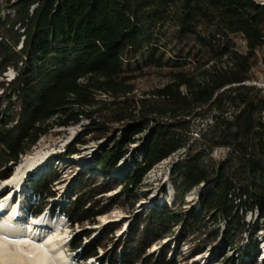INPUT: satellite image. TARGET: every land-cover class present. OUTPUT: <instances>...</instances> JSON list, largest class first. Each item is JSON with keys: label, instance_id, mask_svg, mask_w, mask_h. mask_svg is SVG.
<instances>
[{"label": "trees", "instance_id": "1", "mask_svg": "<svg viewBox=\"0 0 264 264\" xmlns=\"http://www.w3.org/2000/svg\"><path fill=\"white\" fill-rule=\"evenodd\" d=\"M259 63L264 0H0V180L41 139L82 124L59 162L92 140L104 143L90 166L73 164L67 204L51 202L61 180L52 164L30 180L35 200L27 208L32 217L59 210L79 225L70 247L80 259L201 264L197 257L210 251V264H264ZM147 69L168 72L162 85L140 92ZM175 155L172 203L137 208L148 198L147 174ZM196 189L197 204L186 207ZM119 207L129 215L125 239L117 238L124 221L93 236L87 226Z\"/></svg>", "mask_w": 264, "mask_h": 264}, {"label": "rangeland", "instance_id": "2", "mask_svg": "<svg viewBox=\"0 0 264 264\" xmlns=\"http://www.w3.org/2000/svg\"><path fill=\"white\" fill-rule=\"evenodd\" d=\"M235 42L237 48L240 51H246V43L241 38L240 35L235 37ZM168 72V69L163 71L155 70V69H147L145 71V76L138 80V87L140 92L142 90H148L151 87H156L162 85L165 81V74ZM15 72L10 69L6 76L7 78H13ZM255 79L253 83L258 85H264V65L259 63L258 66L254 69ZM86 123V121H84ZM82 124L72 126L70 128L57 130L52 134L44 137L39 142L38 146L31 152L30 155L41 154L46 155L49 154V158L44 161L39 168L31 169L27 174L24 175L21 190L17 191V188L7 187V185L2 188L6 190H10L13 193V198H8L10 194L8 193L5 196H0V209L8 210L11 206V203L16 200L20 205V212L24 217L22 221V227L30 226L35 220H44L48 223L52 228H59V234L63 237V242L60 244L62 246L63 254L60 256V263L58 264H97L96 260L85 261L80 259L76 253L70 247V240L72 236L81 231V227L79 225L75 227H71L67 218L63 215L61 211L53 212L51 209L46 210L43 214L39 216H35L33 220H29L32 218L27 212L28 205L30 204V199H34L33 189L30 186L31 179H38L41 174L47 173L52 164L57 166V170H59L61 174V180L55 183V189L57 190V197L52 199L51 202L57 204L58 206H64L67 204L68 198L72 196V186H75L77 183V172L79 171L73 164L78 165L81 168L90 166L95 158L96 152L100 149L101 145L104 143V140L94 141L92 140L88 145L84 146L83 151L79 155H75L72 157H68L67 159L59 162V155L64 153L66 145L72 140V138L82 129ZM219 154V153H218ZM28 155V156H30ZM26 156V157H28ZM23 159V161L26 159ZM178 155L172 156L163 162L156 165L145 177L143 188L141 189V194L148 193V198L146 200L142 199L138 204L137 208H141L143 206H151L154 201L158 200L160 203L163 201H168V203H172L174 198V190L171 182V174L170 167L172 163L177 159ZM128 164V163H127ZM126 165L125 161H122L119 168L123 169ZM17 167V166H16ZM15 167V169H16ZM14 169V170H15ZM14 173V172H13ZM10 178V177H9ZM4 181V180H3ZM0 180L1 182H3ZM164 188L167 189V194L163 193ZM5 191V190H4ZM10 192V193H11ZM24 192V193H23ZM199 195V189H196L189 193L186 198V207H190L193 204H197ZM15 205V204H14ZM5 211H3L2 215H4ZM1 214V212H0ZM34 217V216H33ZM248 220L254 219V215L249 214ZM7 220H0V224L6 222ZM110 221H124V225L122 230L117 232V238L123 237L124 231L127 229V222L129 221V215L121 208H116L112 214H107L99 217L98 224L96 225H88L87 228L94 231V235ZM92 236V237H93ZM125 239V237H123ZM258 239L260 241L261 254L258 257L260 263L264 262V231L259 233ZM85 243L89 241V239H84ZM174 242V240H172ZM153 251H158V246H154ZM55 259L58 257L52 255ZM201 264H210L211 255L210 251H207L206 255L197 257ZM64 259V260H63ZM217 264V263H216Z\"/></svg>", "mask_w": 264, "mask_h": 264}, {"label": "bare ground", "instance_id": "3", "mask_svg": "<svg viewBox=\"0 0 264 264\" xmlns=\"http://www.w3.org/2000/svg\"><path fill=\"white\" fill-rule=\"evenodd\" d=\"M49 154H35L26 157L14 170L13 175L1 182L0 196L8 193V198H13V193L3 189L7 187L21 190L24 175L31 169L39 168L49 158ZM5 190V191H4ZM11 192V193H10ZM24 193V192H23ZM14 200L8 210L0 209V220H7L0 224V264H58L63 254V237L59 228H52L44 220H35L30 226L22 227L23 216L20 205ZM15 204V205H14ZM5 211L4 215H2ZM57 256L55 259L52 255ZM63 257L61 256V259ZM64 260V259H63ZM91 260H94L93 258Z\"/></svg>", "mask_w": 264, "mask_h": 264}]
</instances>
